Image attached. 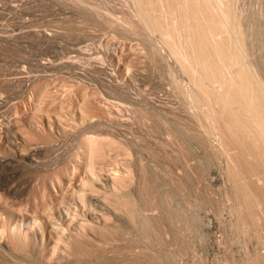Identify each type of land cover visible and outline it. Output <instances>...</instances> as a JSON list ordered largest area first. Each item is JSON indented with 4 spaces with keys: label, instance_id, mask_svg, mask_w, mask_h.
Returning a JSON list of instances; mask_svg holds the SVG:
<instances>
[{
    "label": "bare ground",
    "instance_id": "obj_1",
    "mask_svg": "<svg viewBox=\"0 0 264 264\" xmlns=\"http://www.w3.org/2000/svg\"><path fill=\"white\" fill-rule=\"evenodd\" d=\"M67 1L68 2L65 1L64 3H72L70 6L71 8L74 6V10L77 8L81 11L84 10L82 16L88 14L86 11L90 12L89 15L92 12L96 14H93L94 16L98 15V17L105 22L104 25L108 24L106 27H109V25L110 28L111 26L115 27L113 31L118 28L126 37L131 34L133 36L138 35L136 37L143 35V37L146 36L148 38H146L148 42L151 41L149 44L150 47L147 45L149 51L144 48L141 49L143 46H140V48L138 47L137 50H142L147 53L153 59V65H155V67L158 63H162L160 67L163 66L166 69L167 76L175 83L174 86H177L176 88L174 87V89L177 90L176 95H181L179 97L186 106L184 104L181 105H184L189 110L188 112L186 108L187 113H189V121L185 120V122L183 119L177 120L180 121L179 125H181L183 133H185V135L188 134L190 136L188 138H193L192 141L195 140L200 146L204 145V148H206L205 142L208 143V146L210 145L211 147L208 151L211 153H208L209 156H219V159L221 156L224 161L225 179L229 188L228 191L225 192L227 199L231 201L230 208L234 212V218L230 222L231 225L238 230L237 232L241 234L243 240H246L247 236L248 238L251 236L255 237L264 248V38H258V30L259 32H261V29L264 30V1H260L261 3L258 2L256 7L248 11L247 13H250V15L245 13L246 8L244 9V0L243 2L240 0H123V3L126 2V8L124 6V8L119 6L122 9L121 11H118V8L117 10L115 9V11L106 9L107 7H100L102 5L99 6V4H96L93 0H91L92 2H90V0ZM101 8H103V10ZM76 11L77 13L79 12V10ZM80 13H78V15L81 16ZM82 16L81 21H86L87 17L85 16L82 18ZM100 19H98L99 22ZM117 31L118 30H116V32ZM118 34L121 38L122 34H120V32L114 33L112 38L119 37ZM137 39L143 38L139 37ZM109 45L110 44L106 42V46H104L106 50L103 52L109 49ZM139 45L140 43L138 46ZM76 59L78 60V57ZM98 59L101 58L99 57ZM69 63L71 64V62ZM70 67L65 66L64 68L67 69ZM162 73H164V71ZM44 76H46V74ZM44 76L40 77V79H38L39 76L38 78L35 76V79L41 81L42 78L45 79ZM48 77L46 78L48 79ZM130 77L131 76L128 74L126 77L127 80L132 79ZM8 80L9 79L5 80V83H8ZM43 80L39 82L40 84H32L30 82V84L33 85L31 86V88L34 89L33 92H36V94L33 95L37 96V102L39 104L36 102L33 103L34 99L27 98V100H31L30 102H32L33 105L32 110L30 109V111L28 109V112V110H26L27 108L25 109V107L22 106L25 102L23 103L24 98H21L22 104L18 101V103L16 102L17 104L14 103L15 106H13V109L9 106L10 109L13 110L15 116L11 112L12 110L9 109L10 111L6 114L10 115L12 113L13 115H11L13 118L6 119L4 116V119L9 121L7 123L5 120L4 124L1 122L2 126L5 125V123L7 124L0 129V139L2 141L0 144V264H90L88 262L93 259L97 261L99 258L106 259L104 256L106 252H102V248H104L106 244L109 245L111 242H114L118 235H127L130 238L128 239L132 242L141 238L143 240H138L146 242L144 239H147L153 243V245L158 247L162 245L163 240L160 238V236H162L160 233L164 224H161V222L164 223L165 219L163 220L162 215H159L160 213L154 215L149 214L150 212L148 211L149 213L145 214L143 208L157 207V197L159 193L160 195L162 194L166 204H169L171 196H173L174 193L173 190L176 193H181L185 189V182L182 178L185 176L180 175L182 177H172L173 190L168 187L170 190L167 189L159 192L156 184L158 180L152 177L155 175L150 176L152 177L150 178L146 173L142 160L136 159V163L139 167L138 174H140L137 179L135 176L136 173L134 174V163L130 157L132 155L133 145L135 146L138 142L126 141L127 139L124 141L113 137L112 129L109 125L107 130H111V133L105 130V127H107V121L103 118L105 113L102 116L103 109L97 108L99 106L98 103L96 107L93 105V101L91 102L93 98L91 96H93V94L95 95L96 92L94 90L96 85H92L93 83L91 82L92 91H95L94 93L91 92V94L84 86L85 83L83 85H74L76 89L73 87V84L68 87L70 89L74 88L75 91L78 89L79 91V94H77V91L74 92L73 89V92L70 89L66 92L69 94L71 91V93L76 94V97L79 95V100H77L78 103H76L77 105L74 108L76 109L74 112H77V116L75 118L69 117V119L67 118L68 116L66 117L65 115L68 111L64 113L62 108V111L59 109L64 106L65 102L62 101L63 106H59V108L58 105H56L60 103L62 100L61 98L67 94L61 93L63 96L60 94L56 97L59 94H56L59 89L57 92L56 89L53 92L52 86H48V84L51 85V82L47 83L49 81L47 80L42 83ZM17 81H19V79H17ZM79 81L78 79L77 81L76 79L75 81L73 80V82L76 83ZM10 82L13 83V81ZM14 82H16V80ZM22 82L21 84H23ZM34 82H36V80ZM16 83L20 84V82ZM62 83L65 85V82ZM126 83L127 82H118L112 85L109 84V91L115 94L114 97H110L114 99L117 98L119 102H122L127 96L125 95L124 99H122L123 97L121 98V96L124 94L128 95L129 89L127 90L128 84ZM15 86L17 87V85ZM47 87H50L49 89H52V92ZM91 87L88 88L90 89ZM31 88L27 89L31 90ZM98 91L100 96L102 93L100 94L101 91ZM71 93L69 94L70 96L73 95H71ZM105 95L107 94L105 93ZM60 96L61 100L58 99ZM76 97L73 99L74 101H76ZM56 98L57 101L59 100L60 102H57ZM63 99H66L67 105V100L69 98L64 97ZM54 100L57 102L55 105ZM73 100L71 103H74ZM92 100L95 101V99ZM134 101L135 100L132 99L131 102L134 104ZM44 102L48 106H44ZM128 102H130V100ZM138 102L140 101H136V103ZM28 103L25 105H28ZM73 103L72 107H69L70 109L65 107V105V108L63 107L64 110L68 108L66 110L70 111L75 105V103ZM62 104L60 103L59 105ZM154 105L150 106V108L146 107V110L142 111L139 109L137 111L139 113L141 110L142 117L144 116L146 119L150 114H156L157 116L159 109L154 107ZM23 107L25 109L24 111L22 110ZM6 109L8 110V108ZM22 111L28 113L24 114ZM42 111H46L45 113H47L46 116L48 117H46L47 121L42 117H45V113L42 115ZM72 111L73 110H71V112ZM9 112L11 113L9 114ZM70 113L68 112V114ZM71 115L74 114L71 113ZM140 117L141 115H139V118ZM54 133H57L55 136H57L58 139H66V142H69L70 149L69 151L67 149L68 152L65 153H63L64 151L62 153L60 152L61 154L57 153L56 158L54 157L55 160L57 159L56 162L51 159L54 165L48 160V163L53 165L52 167H50L51 164H49V168L47 167V169L46 165L44 167L45 169H41V167L38 168L36 164H39V162L32 163V155L36 152L34 150L45 147V150L48 148L49 152V149L55 144L54 142L57 141V139L54 141ZM57 143L58 142H56V144ZM63 143H65V141ZM39 144H49L51 148L47 147V145L40 146ZM177 144L180 157L188 156V152L190 153V151L187 152V149L191 147L186 146V140H180ZM140 146L139 149L143 148L141 144ZM60 147L63 148L62 146ZM32 151H34V153H32ZM41 151L43 150L41 149ZM112 151H114L115 154L114 152L111 154ZM37 152L41 154L40 151ZM184 160H186V157ZM28 161V166L25 165L26 167L21 169V163L25 162L26 164ZM106 161H111L110 163H112L111 165H113V167L109 165L110 163H106L112 168L110 172L107 170L109 175L108 173L107 175L105 174V176L108 177L104 179V176L102 178L99 177V172H104L103 167L105 165L103 164V166L102 163ZM201 162L202 161H199V163ZM203 163H201V165L202 168L205 169L206 166ZM116 164H118V166ZM10 166H13V172L8 170ZM38 166H40V164ZM195 167H197V165ZM207 167L209 168L208 164ZM204 169H202L201 172L192 169L193 172L191 170L187 176H189L190 179H194V174L198 175V173H201L200 177L203 178L202 172L205 171ZM77 170L83 173L82 176L79 174L81 172ZM76 171L78 172L77 176H80V179L78 178L79 176H76L79 179L77 180L79 183H76V186L73 184L70 185V183L74 181L73 179H77L73 177L76 175ZM11 178H13L12 180H17L15 183H10L13 185L5 187L8 188L6 192L5 190L1 191L5 189L3 186L6 184L7 180H11ZM134 179L137 181L136 184L139 185H136L137 187L134 191L136 193H133L132 190ZM35 180H38L41 185L36 184L38 185V189L36 188L37 186L35 187L36 190L33 189L36 183ZM75 181L73 182L74 184ZM33 182L35 183L33 184ZM65 184H69V187H73L69 195L62 194V189H65L66 186ZM63 185L65 186L61 188ZM55 186L59 188L58 191L61 192L60 194L62 195L56 197L55 204L53 202L55 197L52 199L53 201L50 200V202H52L51 204L48 202L50 198L48 197L46 199L45 196L48 192L53 194L52 187ZM204 190L203 188V191ZM65 191L67 192V190ZM9 193L13 194V196L15 195V197L16 195L22 194L26 195L25 197L28 196L27 200L30 199V201L34 203V205L33 203L31 204L33 205V209L30 210L31 208L28 206L30 205V201H27L29 203L27 204L25 200L26 204H24L26 205V210L31 211V214L24 212L25 207L23 204L19 206L14 203L15 206L10 207L15 197L11 198L12 200L14 199L13 201H11V199L7 201L9 197L5 196V194ZM202 193L206 195V193L200 191L201 196L199 200L205 201L209 199L206 198L208 195L204 196ZM49 195L50 194H48V196ZM55 196H57V194ZM20 198L22 199V197ZM96 200L98 202L95 204L100 202L104 206L101 211V204H99L100 212L97 208L98 205L96 206L93 203ZM9 201L12 203L10 202L11 204H9ZM17 201L18 199L16 202ZM70 202H72L74 206H71ZM166 206L170 208V205ZM80 207L83 208V212H80ZM168 208L167 210L170 212ZM94 210L99 212L95 213L99 214L98 217L92 214ZM144 210H146V208H144ZM90 211H92V213ZM165 212H163V214ZM166 214L167 213H165V215ZM168 216H170V214ZM117 217H120L126 226L122 224V220L119 221ZM167 219H169V217ZM187 223L189 225V222ZM184 224L186 225V222ZM189 230L187 229L188 232ZM185 236L186 238L184 237V239L187 240V235ZM132 237H136V239L132 240ZM183 241L185 240L181 242ZM148 246L145 245L142 247L139 252L141 255L140 257H137L139 254L134 257L135 263L137 262L136 264L143 263L144 260L150 259L146 258L147 256L145 255L149 252L147 251L149 248ZM257 247L245 253L241 261L246 264H264V250H259L258 248H260V246ZM262 247L261 249H263ZM159 249L164 248L162 247ZM154 253L151 259L152 262H149V260L143 264H160L162 259L160 253L159 255L157 252ZM150 254L152 255V253ZM37 258L41 260L39 259L38 261Z\"/></svg>",
    "mask_w": 264,
    "mask_h": 264
},
{
    "label": "rangeland",
    "instance_id": "obj_2",
    "mask_svg": "<svg viewBox=\"0 0 264 264\" xmlns=\"http://www.w3.org/2000/svg\"><path fill=\"white\" fill-rule=\"evenodd\" d=\"M65 1L68 2L67 0ZM65 1L64 0H0V43H1L0 44V120H3L5 117L6 119L13 118L12 115L14 113L12 109L14 108L13 106H15L14 103L17 104L19 101L20 104H22L21 98H24L23 103L25 102L24 104H22V106H24L25 109L27 108L26 110L28 109L32 110L33 108L32 102H30L31 100H27V98L32 99V100L34 99L33 103L35 102L38 103V102H37V96L33 95V94H36V92L35 93L33 92L34 89L31 88V86H33L32 84L34 83L40 84L39 82H41L44 78H42L41 81L38 79H40V77H43L45 74H46V76H44L45 79H47L46 77L48 76L49 77L47 80L51 78L47 82V83L51 82V85L48 84V86L50 87L52 86L51 88H53V90L52 89L51 90L54 92V90L56 89V92H57L59 89V91L56 93V94L58 93L59 94L56 97H58L61 93L65 94L66 92H68L67 90L70 89L68 87L72 86V84L74 87V85L76 84L83 85L84 83L86 84L87 82H90V83H87L86 85L84 84L88 92L90 91V94L91 92H93L92 91L93 89L91 86L95 84L98 89L95 87L94 90L97 93L99 92L98 90H100L101 91L100 94L102 93L101 95L105 96V97L101 95L99 96V93L97 95L95 91H94L95 95L93 94V96H91L93 97L92 99H95V101L91 99V102L93 101V105L96 106V104L98 103L99 106L97 104L98 107L97 106L96 107L98 109H103L102 116L105 113V115L103 116L105 121H107V127H105V130L111 133V130L110 131L107 130L110 127L112 129V133L116 135L115 136L112 134V136L119 140L121 139L125 141L127 139L126 141L130 140L131 142H136V141L138 142V143L136 142L137 144L135 146L133 145V148L135 149L131 147L132 155L130 157V159H132L134 163L133 164L135 168L134 174L136 173L135 176L137 179L139 178L140 174H138L139 167H138V164L136 163L137 162L136 159L142 160L146 173L148 174L149 177L152 175H155L152 177L158 180L156 184L158 186L159 192L162 190H167L169 188L173 190V187H172L173 178L172 177H177V176L182 177L180 175L185 176V177H182L183 181L185 182L184 184L185 189L183 188L184 190L181 193H178V192L176 193L173 190L174 193H173V196H171V200L169 204L168 203L166 204L165 200L162 197V194L160 195L159 193L158 195L159 199L157 197V207L155 208L154 206L144 207L146 208V210H144L143 208V212L145 211V214H148L150 212L149 214L158 215L160 213L159 215H162L163 220L165 219L164 223L161 222V224H164V226L162 228L160 227L161 228L160 235L164 236V237L160 236L161 240H163L162 245H160L161 247L153 245V243H151L147 239H144L146 240V242H144V241H139L141 238L139 239L137 237L139 239V240L137 239L139 242L137 240L135 242L134 241L132 242L129 240L130 239L129 236L118 235L115 238L114 242H111V244L109 245L106 244L104 248H102L103 250L102 252L104 251L106 252V253L104 252L105 255L103 253L106 259L99 258L101 260L98 259V261L95 259L93 260L91 259L92 261L88 263L90 264H93V263L94 264H136L137 262L135 263L134 257H136L137 254H139L143 246L149 245L148 246L149 248L147 247L148 248L147 251L149 252H147L148 254L146 253L145 255L147 256L146 258H150L149 259L150 261L146 259L144 260V262H148V261L152 262L151 259L153 257V254H155L154 252H157L158 255L160 253V256L162 258L160 261V264H246L241 261L242 257H244L245 253H247L248 251H251L252 249H254V247H257V244L259 243V241L258 239L256 240V238L252 236L249 238L247 236V239L243 240L241 237V234L237 232L238 230L231 225L230 222L234 218V212L230 208L231 201L227 199L226 192H225V191H228L229 188L227 186L226 179H225L226 175L224 173L225 172L224 161L221 156H220V159H219V156L218 157L216 156L213 157L212 155L211 157L209 156L208 153L210 152L208 151L211 147L210 145L208 146V143L205 142V146L208 149L207 150L206 148H204V145L200 146V144L195 142V140L192 141L193 138L189 139L188 137L190 136L188 134L185 135V133H183L181 129V125H179L180 121H177V120L183 119V121L185 120L189 121L188 119L189 113H187V111L189 112V110L187 107H185L186 105L183 103V101H181L182 99H180L179 97L181 95H178V94L176 95L177 90L174 89L175 83H173L172 79L169 76H167L166 69L163 66L160 67L162 63L160 64L158 63L155 67V65H153L154 64L153 59L147 53H145L142 50L140 51L137 50L138 47L140 48V46H143L141 47V49L144 48L149 51V48L147 47V45L150 47L149 44L151 41L148 42V40H146L147 37L146 36L143 37V35L139 36V37H142L143 39H137L139 38V37H136L138 35L133 36L132 34H131L132 36L127 35L126 37L125 35H123V32L120 31V29L118 28H116V30H118L117 31L118 33L120 32V34H122V37L120 38V35L118 34L119 37H116L117 39L112 38V35L114 33H117L116 30L113 31L114 30L113 28L115 27L111 26L110 28V25L109 27H106V25L108 24L104 25L105 22L101 20L98 17V15L94 16L96 14H94L93 12L90 14L91 15L90 16L89 11H86L88 13L87 15L85 14V16L87 17V20L81 21L82 20L81 16L82 14H84L83 13L84 10L81 11L79 8L76 9V10H79L78 13L81 12L80 13L81 16H80L78 15L77 11L74 10V6L73 8H71L70 5L72 3L70 4L64 3ZM93 1H95L96 4L98 3L99 6L102 5L100 7H107L106 9H109V10L111 9L117 10L118 8V11H121L122 9L120 7L126 8L125 6L126 2L123 3L124 2L123 0H101V1L93 0ZM240 1L243 2V0H240ZM260 1L262 2L264 0H244L243 2L244 9L246 8L245 13H247L248 11L256 7L258 2ZM90 2L92 1L90 0ZM101 9L103 10V8ZM248 14L250 15V13H247V15ZM85 16L83 15L82 18ZM98 19H100V22ZM258 33H259L258 38H261V39L264 38L263 29H261V32H259L258 30ZM124 36L126 39L124 38ZM143 40L145 41V43ZM106 42L110 44L108 47L109 49L106 52H103L104 50H106V47H104L106 46ZM139 43L140 45L138 46ZM76 56L78 57V60L76 59L77 58ZM98 56L102 60L98 59L99 58ZM69 62H71V64ZM72 62H74L75 64ZM40 64L41 65L43 64V65L41 66ZM124 65L126 68L124 67ZM65 66L66 67L71 66L72 68L74 67L73 68L74 70L71 67L67 68L68 69L67 70L66 68H64ZM69 69L70 70L72 69V70L70 71ZM163 71L164 73H162ZM128 74L131 76L130 78L132 79L127 80L126 77L128 76ZM40 75H43V76H40ZM52 75H54L55 77ZM35 76L36 78H38L39 76V78L35 79ZM60 77L63 79H61ZM4 79L5 80L9 79L8 83H5ZM17 79H19V81H17ZM45 79L43 80L42 83H44V81L45 82L47 81ZM75 79L76 81L77 79L78 81L79 80L80 81L78 83L73 82V80L75 81ZM15 80L16 82H20V84L14 82ZM20 80H22L23 82ZM24 80L26 81V83ZM33 80L34 81L36 80V82H34ZM10 81H13V83H11ZM21 82L25 86L21 84ZM30 82L32 84H30ZM62 82H65V85ZM118 82L119 83L127 82L126 84L129 85V86L127 85V90L129 89L128 95L124 94L123 96H121V98L123 97L122 99L125 98V95L127 96L125 98L126 100L124 99L125 101L122 100V102H119V100L116 98L117 95L115 96L117 100L110 97V96L114 97L115 94L110 92L108 88L110 87V85L114 83H118ZM66 84H67V87H66ZM11 85H13L15 88ZM15 85H17V87ZM88 87H91L90 88L91 90ZM27 88H31V90L32 89L33 90L31 91L30 89H27ZM74 88L76 89V86ZM74 88H71L70 90L73 89L74 92L77 91L78 92L77 94H79L78 89L75 91ZM105 93L107 95H105ZM62 94L61 96H63ZM69 94L64 96L66 98L67 97L69 98L67 100L68 102L71 99L73 100L76 97L75 93L74 94L71 93V95L73 94L72 96H70ZM61 96L58 98L59 100L62 99L61 102L59 100L58 101L61 104L65 102L64 104L65 106L66 99L64 100L63 99L64 97L61 98ZM78 97L79 95H77L76 97L77 99H75L76 101L79 100ZM132 99L135 100L134 104L131 102ZM127 100L128 101L130 100V102H128ZM56 101H57V98H56ZM56 101L54 102V105L55 103L58 102ZM71 101L69 102V104L67 102L68 106L66 105L65 107H68V108L72 107L73 102L71 103ZM76 101H74L75 105L71 109L73 110L72 112L71 110L70 111L66 110L68 108H66L65 109L66 111H65L64 110L65 107L63 106V104L59 105L60 103H58L56 105H58V108L59 106H63L64 108L60 107L59 109L62 108L64 113L68 111L69 113L71 112L72 114L75 115V116L71 115V113L68 114L67 112V114L65 113L66 117L68 116L67 118L69 117L75 118L77 116V112H74L76 111V109L74 108L77 105L76 103H78V101L77 102ZM136 101H140V102L136 103ZM149 102H150V105H149ZM26 103H28V105H25ZM43 104L44 106L47 105L45 102ZM181 104H184L185 106L184 105L183 106L185 108ZM153 105L154 107L159 109L158 115L156 116V114H153V115L148 114L149 117H147V119L144 116L142 117V114L140 111L146 110L147 108H150V106H153ZM9 106H11L12 109H10ZM27 106L28 107L31 106V107L28 108ZM136 106L137 108L138 107L139 108L137 109ZM24 107L22 108L23 111L25 110ZM6 108H8V110ZM186 108H187V111H186ZM9 109L12 110L11 112L13 114L9 112V114L11 113L12 115L6 114L8 113V111H10ZM139 109L141 110L138 113L137 110ZM23 111L22 113L24 114L28 113V112H23ZM45 112L46 111H42L41 112L42 115H44ZM46 114L47 113H45V117L42 115L41 116L47 121ZM139 115H141L140 118H139ZM8 116H11V117H8ZM105 117H108V118H105ZM6 119H4L3 121H0V123L3 122L4 124ZM6 121L8 123L9 120H6ZM7 123H5V125ZM5 125L2 126V123H1L0 129H2ZM55 135H57V133L53 134L54 141H56L57 139L56 142H58L56 144V142L53 141L56 144V147H55V144H53L54 146L52 145L53 142L51 143L52 148L49 147L50 146L49 144H46L47 147L51 148L49 149L50 153L48 152L47 147H46L47 148L46 150H45V147L43 148L40 147V149L34 150L36 151L35 154L37 155L34 154L36 158L34 155H32L35 158L34 159L32 157V160H33L32 163L39 162L40 166H38L39 165L38 163H37L38 165L36 164L38 168L41 167V169L42 168L45 169L44 167L46 165V169H47L49 164H51V163H48V160H50L53 164L54 162L52 160H54L55 162L57 160V159L55 160L57 153L61 154L63 151H64L63 153L69 151L70 149V146L68 144L69 142H66V139L65 140L62 138L58 139L57 136ZM180 140H186V143H187L186 146L191 147L190 149L189 147L188 149L186 148L187 152L190 151V153L188 152V156L180 157V153H178V146H177L178 145L177 143ZM64 141L67 144L63 143ZM143 141H144V144H143ZM1 143L2 141L0 139V144ZM139 143L143 146V148L139 149L141 147ZM138 144L139 146L137 147ZM43 145H40V146H43ZM60 146L62 147L65 146V147L61 148ZM41 149L43 151H41ZM34 151H32V153H34ZM37 151H40L41 154H38L39 152ZM113 152L114 151H112L111 154ZM185 157H186V160H184ZM185 161L187 162L189 166L186 164ZM199 161H202L201 163L204 162L203 164L206 166L205 169L202 168V165L201 163H199ZM110 162L111 161H106L105 163H102V165L104 164L105 166L103 165L104 172L103 171L101 173L99 172L100 178L104 176V179H107L106 177L108 176H105V174L107 175L108 173L107 170H109L110 172L111 168L113 167V165H111L112 163ZM22 163L20 167L21 169H24L23 167H26L25 165L29 164V161L26 164L25 162H22ZM106 163H110L109 165H111L112 167ZM52 164L50 165V167L54 165ZM207 164L209 168L207 167ZM116 165L118 166V164ZM196 165L197 167H195ZM13 166H14V163H13ZM13 166H10L8 168L10 172H13L12 170ZM190 167L194 170H197V172H201V170L204 169L205 171L202 172L203 178L200 177L201 173H198V175L194 174V179L193 178L190 179L189 176H187L192 170ZM77 171H80V170H77ZM77 171L75 172L76 175H74L73 177L77 176L78 174ZM79 174L80 176H82L83 173L81 172ZM80 176L78 177L79 179H80ZM78 178L73 179V180L77 181L79 180ZM12 179L13 178H11V180L8 179L6 184L3 186V188H5L6 186L8 187L10 185H13L10 183H15V181L17 180V179H14V180ZM74 181H72L70 185L73 184L74 186H76L77 185L76 183H79L78 181L77 182L75 181V184H74L73 183ZM135 181L133 182V187H132L133 193H136L134 191H135V188L137 187L136 185H138L136 184L137 181L136 182ZM35 182H33V184L35 183L33 186L34 187L33 189L36 190V188L38 189V185L36 184H39V181L35 180ZM65 185L61 186V188L65 186V189H62L63 190L62 194H65V195L71 194L73 187H69L70 186L69 184H68L69 186L67 184ZM56 188L58 187L56 186L52 187L53 194L51 192L50 193L48 192L46 195L45 193L46 199L48 197L50 198L49 201L48 200L47 201L51 204L52 202H50V200L53 201L52 199L55 197L54 198L55 200L53 201L55 204L56 197H59L58 195H62L60 194L61 192L58 191L59 188L58 189ZM203 188L205 189L204 191H203ZM7 189L8 188H5V189H2L1 191L5 190L6 192ZM65 190H67V192ZM200 191L208 195L207 197L205 194L202 193L204 196H206V198H209V199L205 198L207 201L206 200L203 201L201 199H200L201 201L199 200L201 196ZM55 193L57 194V196H55L56 195ZM48 194L50 195L48 196ZM5 196L9 197L7 201L15 197V195L13 196V194H10V193L5 194ZM23 196L25 197L26 195H23V194L16 195V197L14 198L15 200L13 199L14 200L13 204H11L12 203L11 201H13L11 199V201H9V204H11L10 207L15 206L14 203L18 204L19 206L20 205L22 206L23 204V206L25 207L24 212H28V214H31L30 213L31 211L26 210V205H25L26 204L25 200L27 202V201H30V199L27 200L28 196L25 197L24 199ZM20 197H22L23 200ZM17 199L18 201L16 202ZM19 201H21L22 203ZM72 202H70V205L74 206ZM97 202L98 201L96 200L93 203L95 204ZM29 203L30 205L28 206H30L31 209L30 208H27V209L32 210L34 203L32 201H30ZM29 203L27 202V204ZM32 203L33 205H31ZM99 204L101 203L99 202L98 204H95V205L96 206L98 205L97 208H98V211L100 212ZM166 205H170L169 206L170 208H168ZM102 207L104 208V206L101 204V211L103 210ZM166 207L169 209L170 212H168ZM80 209H81L80 212L84 211L82 210L83 208L80 207ZM98 211L94 210L93 211L94 213H92V211L90 212L94 214V216L96 215V217H98L99 214H95ZM162 211L163 212L166 211L165 213H167L166 215H167V218L169 217V219L166 218L165 213L163 214ZM88 213H89V210H88ZM180 213L183 215H181ZM169 214L170 216H168ZM117 219L119 221L122 220L120 217H117ZM121 222L122 224H124L123 220ZM185 222H186V225L184 224ZM187 222H189V225ZM183 226H184V229H183ZM186 227L189 230V232L187 231ZM184 234L187 235V240L188 241L190 240L189 242L186 239H184V237L186 238ZM132 238H133L132 240L136 239V237L135 238L132 237ZM182 240H185V241L181 242ZM257 241L258 243L256 244ZM163 242L164 243L166 242V243L164 244ZM259 246L260 248H258ZM259 246L257 248L263 251L264 248L261 246L260 243H259ZM162 247L164 249H159ZM261 247L263 249H261ZM150 253H152V255ZM107 256L111 258L109 259ZM140 256L141 255L139 254V256L137 257H140ZM171 261H173L174 263ZM143 263H138V264H143Z\"/></svg>",
    "mask_w": 264,
    "mask_h": 264
}]
</instances>
